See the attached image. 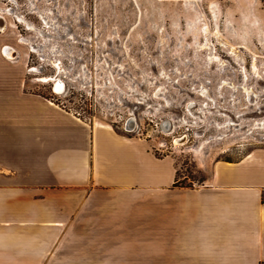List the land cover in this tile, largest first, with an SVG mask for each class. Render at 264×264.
<instances>
[{
  "label": "rangeland",
  "instance_id": "1",
  "mask_svg": "<svg viewBox=\"0 0 264 264\" xmlns=\"http://www.w3.org/2000/svg\"><path fill=\"white\" fill-rule=\"evenodd\" d=\"M0 15L8 84L145 143L178 183L264 166V0H0Z\"/></svg>",
  "mask_w": 264,
  "mask_h": 264
},
{
  "label": "crops",
  "instance_id": "2",
  "mask_svg": "<svg viewBox=\"0 0 264 264\" xmlns=\"http://www.w3.org/2000/svg\"><path fill=\"white\" fill-rule=\"evenodd\" d=\"M1 55L0 264H264V166L184 186L145 143L8 84Z\"/></svg>",
  "mask_w": 264,
  "mask_h": 264
},
{
  "label": "water",
  "instance_id": "3",
  "mask_svg": "<svg viewBox=\"0 0 264 264\" xmlns=\"http://www.w3.org/2000/svg\"><path fill=\"white\" fill-rule=\"evenodd\" d=\"M63 84L64 83L60 80V81H57V83L54 84V91L57 92V93H61L64 91V88H62V90L58 91L56 89V86L57 84ZM65 87V86H64ZM138 126V122L136 120L135 117H129L126 121H125V125H124V128L127 132H134L136 130ZM171 123L170 121H165L163 124H162V129H164L165 131H170L172 128H171Z\"/></svg>",
  "mask_w": 264,
  "mask_h": 264
},
{
  "label": "bare ground",
  "instance_id": "4",
  "mask_svg": "<svg viewBox=\"0 0 264 264\" xmlns=\"http://www.w3.org/2000/svg\"><path fill=\"white\" fill-rule=\"evenodd\" d=\"M3 26H4V24H3L2 26H0V27H3ZM4 49H5L4 53L6 52L7 54H9V49H10V47L7 46V47L4 48ZM54 84H55V83H54ZM63 87H64V85L59 83V84H57L56 89H57L58 91H60Z\"/></svg>",
  "mask_w": 264,
  "mask_h": 264
},
{
  "label": "flooded vegetation",
  "instance_id": "5",
  "mask_svg": "<svg viewBox=\"0 0 264 264\" xmlns=\"http://www.w3.org/2000/svg\"><path fill=\"white\" fill-rule=\"evenodd\" d=\"M0 18H1V19H4V17H3V16H1V15H0ZM53 90H54V84H53Z\"/></svg>",
  "mask_w": 264,
  "mask_h": 264
},
{
  "label": "built area",
  "instance_id": "6",
  "mask_svg": "<svg viewBox=\"0 0 264 264\" xmlns=\"http://www.w3.org/2000/svg\"><path fill=\"white\" fill-rule=\"evenodd\" d=\"M55 92V91H54ZM52 102V101H51ZM124 125H125V123H124Z\"/></svg>",
  "mask_w": 264,
  "mask_h": 264
},
{
  "label": "trees",
  "instance_id": "7",
  "mask_svg": "<svg viewBox=\"0 0 264 264\" xmlns=\"http://www.w3.org/2000/svg\"><path fill=\"white\" fill-rule=\"evenodd\" d=\"M263 200H264V198H263Z\"/></svg>",
  "mask_w": 264,
  "mask_h": 264
}]
</instances>
